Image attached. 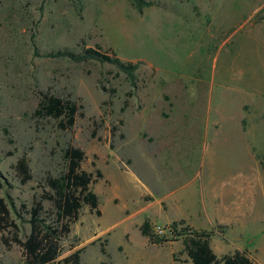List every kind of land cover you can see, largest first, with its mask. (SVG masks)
<instances>
[{
	"label": "rangeland",
	"instance_id": "374dc122",
	"mask_svg": "<svg viewBox=\"0 0 264 264\" xmlns=\"http://www.w3.org/2000/svg\"><path fill=\"white\" fill-rule=\"evenodd\" d=\"M146 1L138 12L132 0H0V200L17 227L0 230V264H23L12 240L28 236V212L68 146L84 153L101 215L82 209L58 264L77 251L80 264H189L180 243L168 246L178 232L165 216L166 192L190 180L188 193L210 182L239 202L212 230L218 258L245 251L264 264V0ZM96 47L139 65L136 90L113 67L44 57ZM46 92L82 108L71 130L35 117ZM144 219L166 231L153 248Z\"/></svg>",
	"mask_w": 264,
	"mask_h": 264
},
{
	"label": "trees",
	"instance_id": "16d2710c",
	"mask_svg": "<svg viewBox=\"0 0 264 264\" xmlns=\"http://www.w3.org/2000/svg\"><path fill=\"white\" fill-rule=\"evenodd\" d=\"M151 5L152 3L146 0H132V6L138 12ZM44 57L67 60L73 64L96 63L113 67L124 76L130 88L133 91L136 90V72L139 65L123 62L114 54L103 52L98 47L82 48L79 51L63 49L45 54ZM111 94L113 95L114 92L111 91ZM81 109L73 101L46 92L41 94L34 115L39 119L55 120L60 131H69L74 127ZM258 160L264 172V156L258 157ZM63 162V173L57 178H46L45 183L48 191L33 202L32 208L28 212L29 234L25 241L20 242L16 235L12 240L22 249L23 264H58L60 242L69 235L70 227L79 220L82 209L86 207L90 213L97 217L101 215L98 198L91 189L95 180L91 174L84 172L81 168L84 162V153L80 149L68 146L63 151ZM15 171L22 185L31 180L28 161L25 156L17 162ZM96 178L98 180L102 178L98 171ZM44 202H48L51 206V211L48 213L44 211ZM11 227L17 230L14 223L10 221L9 213L3 201L0 200V230ZM139 233L151 245H158V240L154 237L148 220H144L139 227ZM173 236L177 238L174 242L181 240L183 253L190 264H254L245 251H236L218 259L210 248L213 232H192L184 229L179 233L174 232ZM2 243L5 248H9L10 245L7 240H3ZM80 254L81 251L73 253L64 259L63 263L80 264Z\"/></svg>",
	"mask_w": 264,
	"mask_h": 264
},
{
	"label": "crops",
	"instance_id": "0c3cea01",
	"mask_svg": "<svg viewBox=\"0 0 264 264\" xmlns=\"http://www.w3.org/2000/svg\"><path fill=\"white\" fill-rule=\"evenodd\" d=\"M193 181L194 180H190V182H186L183 185L174 187L172 188V190H168L166 192V195H168L167 201L169 205L167 216H165V221L167 222V224L172 226L174 230H177L178 233L184 229H188L192 232H212V230L218 228V225L227 224L225 223V221H228L229 219L233 218V216L237 215L239 202L236 205H233V203L231 202L233 196L232 189L223 187L221 190H218L216 187H209L208 185H210V182H208L207 186L201 185L200 194L197 193L198 190L195 192V194L194 192H186V189L190 188L192 185L194 186ZM189 194H191L192 196H189ZM186 195H188L189 198ZM171 212H173V215H168ZM144 220L142 221V223L144 222ZM142 223L140 224V226L142 225ZM221 228L225 229L226 227ZM144 239L145 246L147 244V248H153L156 246L151 245L146 238ZM178 243L181 244L179 252L183 253V246L181 240L169 243L168 246H172L173 244ZM173 254L174 253H171V260ZM215 256L218 258L216 254ZM187 261L189 262L188 259ZM172 263L174 264L173 260ZM139 264L154 263L140 262Z\"/></svg>",
	"mask_w": 264,
	"mask_h": 264
},
{
	"label": "built area",
	"instance_id": "2783aa9c",
	"mask_svg": "<svg viewBox=\"0 0 264 264\" xmlns=\"http://www.w3.org/2000/svg\"><path fill=\"white\" fill-rule=\"evenodd\" d=\"M153 235L157 240H160L166 235V231L164 229H161L160 227H155L153 229ZM169 235L173 236V233H171L170 231Z\"/></svg>",
	"mask_w": 264,
	"mask_h": 264
}]
</instances>
